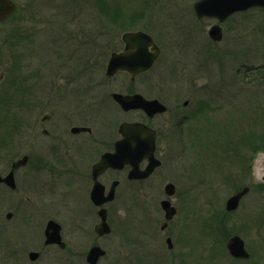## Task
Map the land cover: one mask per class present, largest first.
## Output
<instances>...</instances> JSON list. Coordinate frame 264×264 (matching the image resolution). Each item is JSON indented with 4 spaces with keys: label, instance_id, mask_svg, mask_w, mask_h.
Instances as JSON below:
<instances>
[{
    "label": "rangeland",
    "instance_id": "1",
    "mask_svg": "<svg viewBox=\"0 0 264 264\" xmlns=\"http://www.w3.org/2000/svg\"><path fill=\"white\" fill-rule=\"evenodd\" d=\"M16 1L18 10L0 22V86L27 68L53 79L51 50L62 49L77 70V54L70 52L87 34L141 29L162 54L138 80H166L181 101L196 91L190 108L202 107L195 130L176 136L155 178L119 188V199L108 205L112 231L99 264H264V8L234 14L222 23L223 39L213 41L209 29L217 20L198 18L197 0H30V17L29 1ZM105 57L103 68L91 73L96 79L107 80ZM21 114L19 104L0 103V161L19 156L18 143L7 137ZM168 182L176 185L170 200L178 210L166 228L172 249L145 232L165 220L160 200ZM246 186L251 190L239 207L227 212V199ZM233 235L245 240L250 259L230 255Z\"/></svg>",
    "mask_w": 264,
    "mask_h": 264
},
{
    "label": "flooded vegetation",
    "instance_id": "2",
    "mask_svg": "<svg viewBox=\"0 0 264 264\" xmlns=\"http://www.w3.org/2000/svg\"><path fill=\"white\" fill-rule=\"evenodd\" d=\"M12 1L13 12L0 22L18 10V2ZM28 1L24 11L30 17L32 5ZM126 33L87 34L78 40L77 50L70 52L72 56L74 52L77 54V70L72 65L74 60L62 49L51 50L47 54L54 58L53 79L48 80L39 68L23 66L25 70L20 75L15 76L14 72L0 86V103L19 104L22 111L7 137L12 145L18 143L19 156L10 162L0 161V264H41L42 261L90 264L88 255L92 247L106 250L107 234L97 230L102 222L101 210H106L109 222L108 205L119 199V188L123 184L131 188L148 184L163 167L164 153L176 136H189L195 130L202 111L201 105L190 108L196 91H190V97L181 101L179 89L171 87L166 80H138L153 67L135 76L126 70L106 75L110 56L127 49ZM105 56L108 57L104 68L107 80L96 79L91 73L103 68ZM33 57L37 60V53ZM118 74L129 75L130 80H109ZM116 94L142 95L157 102L149 111L144 107L125 108ZM123 123L146 125L147 136L139 137L138 130L123 132ZM148 140L155 143L154 154L160 163L147 177L131 178L135 167L142 172L150 164L146 156L138 161L137 154L138 148L146 146ZM117 149L121 161L103 167V156ZM21 159L23 162L14 167ZM10 174L11 179L6 180ZM113 185L114 197L106 201ZM162 200L166 197L160 200V205ZM162 210L165 220L161 226L152 227L151 231L147 227L145 232L151 233L154 241L164 240L168 244L171 239L174 247L172 237L166 238L168 222L174 217L166 221V212ZM173 247L168 245L169 249ZM248 251L249 256L243 259L252 257Z\"/></svg>",
    "mask_w": 264,
    "mask_h": 264
},
{
    "label": "water",
    "instance_id": "3",
    "mask_svg": "<svg viewBox=\"0 0 264 264\" xmlns=\"http://www.w3.org/2000/svg\"><path fill=\"white\" fill-rule=\"evenodd\" d=\"M254 7H263L264 0H198L194 3V9L196 15L199 18L209 17L217 18L220 22H224L229 16L238 11H245ZM15 8V4L11 0H0V20L8 16ZM210 37L215 41H220L223 37L222 27L220 24H215L209 29ZM127 43L126 51L122 53L112 54L108 65L106 74L112 76L118 70H126L132 74V76L137 75L142 71H146L152 67L155 60L160 55V48L155 43L154 38L144 31H131L127 32L124 36ZM119 102L125 108L131 107H144L147 111L156 104L157 101L146 100L142 95L135 96H122L120 94L115 95ZM121 130L123 132H135L139 131V137L141 135L147 136L146 131L148 127L142 123H123L121 125ZM136 133H134L135 135ZM141 145V143H140ZM155 143L153 140H148L146 146H140L138 148L137 154L139 155L138 161L142 157H148L150 160L149 166L145 171L138 172L139 168L133 170L131 178L134 177H147L151 171L157 166L160 161L156 158L154 154ZM136 154V153H135ZM121 161V156L118 153V149L115 153H107L103 156L101 164L103 167H108L110 165H116ZM23 162V159L19 160L14 164V167L19 166ZM12 174L9 175L6 180L11 179ZM175 185L173 183H168L166 185V194L172 196L175 193ZM115 185L112 186L110 195L106 198V201L113 199L114 197ZM250 190V187L246 186L230 196L226 202V209L228 211L235 210L239 207L240 201L245 194ZM94 199L98 203L102 204L103 200L99 201L98 198ZM162 208L166 212V219L170 220L174 217L177 210L169 199L162 200ZM102 217V222L97 226V230L100 234H107L111 232V226L107 221L106 210L103 209L100 212ZM169 247H173L171 239H168ZM228 250L232 256L237 258H245L249 256V252L246 248L243 238L239 235H233L230 237L228 244ZM106 250L95 246L90 249L88 255V261L90 264H97L99 259L105 255Z\"/></svg>",
    "mask_w": 264,
    "mask_h": 264
}]
</instances>
